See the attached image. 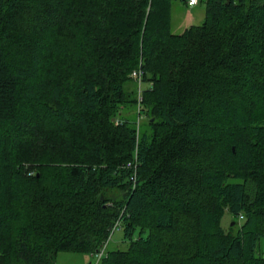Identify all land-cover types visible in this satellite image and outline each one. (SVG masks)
<instances>
[{
    "label": "trees",
    "instance_id": "16d2710c",
    "mask_svg": "<svg viewBox=\"0 0 264 264\" xmlns=\"http://www.w3.org/2000/svg\"><path fill=\"white\" fill-rule=\"evenodd\" d=\"M204 1L0 0V264H264V0Z\"/></svg>",
    "mask_w": 264,
    "mask_h": 264
},
{
    "label": "rangeland",
    "instance_id": "374dc122",
    "mask_svg": "<svg viewBox=\"0 0 264 264\" xmlns=\"http://www.w3.org/2000/svg\"><path fill=\"white\" fill-rule=\"evenodd\" d=\"M205 15V1L199 0L194 5H188L184 0H171L170 5V29L172 32H180L186 26L192 23H200ZM141 99V97H139ZM135 112V111H134ZM140 117V116H138ZM143 123L145 126L147 123ZM33 171L30 170L29 173ZM117 194L119 190L116 189ZM243 218L238 219L242 221ZM233 215L227 212L222 218V224L228 228L231 222H234ZM122 229L115 228L109 237L107 247L122 246L125 242L122 241ZM100 261V259H99ZM98 264L96 255L88 252H79L73 250H59L56 253L54 264Z\"/></svg>",
    "mask_w": 264,
    "mask_h": 264
},
{
    "label": "built area",
    "instance_id": "2783aa9c",
    "mask_svg": "<svg viewBox=\"0 0 264 264\" xmlns=\"http://www.w3.org/2000/svg\"><path fill=\"white\" fill-rule=\"evenodd\" d=\"M198 1H199V0H186V2H187L188 5H194V4H196ZM141 72H142V71H141L140 69H134V70L132 71V74H133L135 77H137L138 80L140 81ZM241 216H242V215H241ZM103 252H104V246L101 247V249L98 250V251L95 253V255H96L98 261H99V258L101 257V255L103 254Z\"/></svg>",
    "mask_w": 264,
    "mask_h": 264
},
{
    "label": "water",
    "instance_id": "95a60500",
    "mask_svg": "<svg viewBox=\"0 0 264 264\" xmlns=\"http://www.w3.org/2000/svg\"><path fill=\"white\" fill-rule=\"evenodd\" d=\"M88 264H90V262H88Z\"/></svg>",
    "mask_w": 264,
    "mask_h": 264
}]
</instances>
